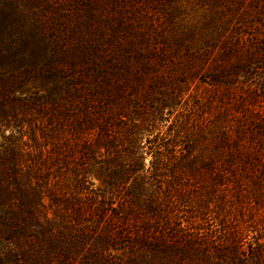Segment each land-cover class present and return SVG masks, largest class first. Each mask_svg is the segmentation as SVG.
<instances>
[{"label":"trees","instance_id":"trees-1","mask_svg":"<svg viewBox=\"0 0 264 264\" xmlns=\"http://www.w3.org/2000/svg\"><path fill=\"white\" fill-rule=\"evenodd\" d=\"M202 1L122 57L0 0V264H264V0Z\"/></svg>","mask_w":264,"mask_h":264},{"label":"rangeland","instance_id":"rangeland-1","mask_svg":"<svg viewBox=\"0 0 264 264\" xmlns=\"http://www.w3.org/2000/svg\"><path fill=\"white\" fill-rule=\"evenodd\" d=\"M12 2L16 3V11L22 23L20 24L23 25L22 30L32 20H37L38 23L41 21L46 31L49 29L48 32L56 37L60 45L70 46L72 44L75 46L79 37L85 42L91 41L92 38H102L103 41L114 38L117 46L124 47L122 57L128 54L125 55V47L129 48L131 41L133 46L129 49L134 51V44L139 39L140 33L144 35V40L137 46L138 49H141V46L145 48L147 42L151 40L146 38L145 27L152 24L151 30L159 31L162 29L161 22L165 14L172 16L176 27L181 29L194 25L197 33L200 20L207 10L202 0H12ZM175 31L179 30L169 29L167 34H173ZM198 38L197 33L195 40ZM79 70L77 67L76 76L72 80L73 89L76 90L81 88L83 83L87 85L91 78L90 75L87 77L80 75ZM44 83L46 82H43L42 78H38L37 81L30 80L24 85L21 94H31L34 91H38L39 95L45 94V87H42ZM62 83V79L57 80V85ZM197 92L200 93L201 88ZM24 128L29 134V127ZM9 134L8 129L0 130V145L3 144L2 136L6 137ZM22 141L27 146L32 144L27 135L22 138ZM105 175L99 166L95 165L90 168L87 179L97 193L109 197V189L104 181ZM48 202L46 197L45 203L48 204ZM119 254L123 261L128 259V253Z\"/></svg>","mask_w":264,"mask_h":264}]
</instances>
